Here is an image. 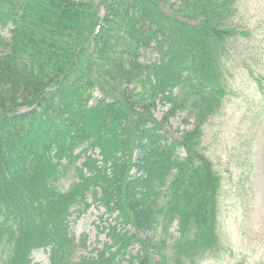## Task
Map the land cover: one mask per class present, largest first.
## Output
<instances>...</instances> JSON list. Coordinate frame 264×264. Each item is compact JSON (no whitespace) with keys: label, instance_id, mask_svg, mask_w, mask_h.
Listing matches in <instances>:
<instances>
[{"label":"trees","instance_id":"trees-1","mask_svg":"<svg viewBox=\"0 0 264 264\" xmlns=\"http://www.w3.org/2000/svg\"><path fill=\"white\" fill-rule=\"evenodd\" d=\"M236 2L0 0L13 25L0 36V264L38 250L49 264H200L218 251L221 182L202 138L250 38ZM180 113L191 129L173 140ZM94 206L105 241L78 258L87 237L71 225Z\"/></svg>","mask_w":264,"mask_h":264},{"label":"rangeland","instance_id":"rangeland-1","mask_svg":"<svg viewBox=\"0 0 264 264\" xmlns=\"http://www.w3.org/2000/svg\"><path fill=\"white\" fill-rule=\"evenodd\" d=\"M236 10L234 22L246 28L250 38L240 37L239 56L228 60V95L221 110L203 129L205 154L219 174L221 186L219 249L206 255L201 264H264V0H237ZM12 28L8 20L0 23V36L9 39ZM153 57L148 52L142 60ZM94 97L98 98L99 93ZM165 111L157 106L155 119L160 120ZM183 118L180 113L168 122L166 130L173 140L191 129ZM71 183V176L63 179L60 190L66 191ZM102 213L94 206L71 225L76 239L87 237L86 248L76 254L78 258L91 256L97 243L105 241L101 231L110 219L104 217L105 221H101ZM31 262L49 264L48 253L34 251Z\"/></svg>","mask_w":264,"mask_h":264}]
</instances>
